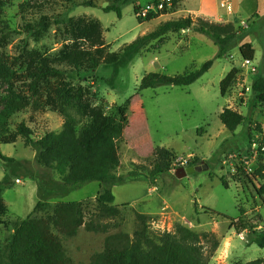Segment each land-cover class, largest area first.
<instances>
[{
  "label": "rangeland",
  "instance_id": "obj_1",
  "mask_svg": "<svg viewBox=\"0 0 264 264\" xmlns=\"http://www.w3.org/2000/svg\"><path fill=\"white\" fill-rule=\"evenodd\" d=\"M89 1L95 7L83 5ZM133 1L144 6L150 0H0V38L10 33L0 43V58L15 72V92L30 103L40 104L39 109L29 107L12 118V136L21 123L32 130L34 139L59 132L63 118L56 107V93L71 87L73 94L81 90L83 104L123 122L117 175L125 176L133 170L149 175L158 150L170 154L169 173L154 183L136 181L115 186L111 206H120L121 217L111 225L117 227L106 234L86 233L81 228L75 238L63 240L67 256L73 264H89L90 257L103 250L107 236L132 235L139 228L134 216L137 211L152 218L145 229L155 241L164 234L175 236L177 226L194 232L208 264L264 261V248L248 245L247 233L237 234L231 228V220L241 218L239 203L244 219L260 225L258 231L264 228V192H260L264 188V157L262 151L251 150L254 140L261 142L264 138V102L256 100L251 91L253 82L264 76V0H228L233 7L231 14L220 8V0H176L173 10L143 20L142 24L135 15V5L127 4ZM210 4L227 18H213L209 11L202 10L206 5V9L211 8ZM110 6L116 7L120 16L114 11L104 12ZM184 18L212 23L228 19L244 30L247 36L241 44L253 39L252 65L243 63L236 47L225 58L214 60L210 70L189 87L161 86L139 91L147 74L182 75L212 60L217 53L213 41L203 34L193 30L169 32L157 48L142 51L129 66L119 70L113 87L106 83L112 77L106 59L137 37ZM95 23L103 31L98 41L91 30ZM245 24H249L247 29L242 28ZM27 27L30 30L24 29ZM71 49L95 56L91 62L87 58L79 71L74 70L62 62V54H69ZM98 57L99 61L95 60ZM44 60L62 63L65 73L39 81L35 94L31 83ZM232 69L236 70V78L223 98L219 84ZM5 96L6 87L0 82V109ZM224 109L245 118L235 132L226 130L218 118ZM73 115L81 127L85 118L75 112ZM182 161L187 165L182 166ZM189 167L199 170L181 179L175 176L179 168ZM5 175L10 181L1 188L6 212L0 215V248L10 242L21 222L51 216L59 202H82L86 220L98 210L96 198L103 190L97 182L64 198L40 201L37 178L50 182L57 175L36 164L35 151L22 137L0 145V182ZM221 181H226L228 188ZM202 208L222 216L210 215Z\"/></svg>",
  "mask_w": 264,
  "mask_h": 264
},
{
  "label": "trees",
  "instance_id": "obj_2",
  "mask_svg": "<svg viewBox=\"0 0 264 264\" xmlns=\"http://www.w3.org/2000/svg\"><path fill=\"white\" fill-rule=\"evenodd\" d=\"M130 3L136 6V1L127 2V4ZM83 5L95 7V4L90 1ZM175 5L176 0H173L171 10ZM110 11L120 16L119 10L114 6L104 9L106 13ZM136 11L137 8L134 7L135 14ZM170 11L164 10L160 15ZM160 15H149L144 20ZM137 20L140 24L143 23V19L137 17ZM93 25L92 34H97L96 41H98L103 31L99 23ZM24 29L30 30L29 27ZM187 30L196 31L213 41L217 47L214 58L182 75L147 74L141 80L139 91L161 86L189 87L210 70L214 60L225 58L236 47L242 59L254 60L255 51L252 44H241L247 36L241 28H236L231 23H212L202 19L194 22L191 18H184L166 22L154 31L137 37L131 43L124 45L119 52L106 59L105 65L112 68V77L106 80V83L113 87L119 70L129 66L142 51L157 48V44L169 32ZM9 37L10 33L3 35L0 43L5 42ZM62 55V62L78 71L87 58H90L87 61L91 62L95 56L77 49H71L69 54L64 52ZM95 60L99 61V57ZM61 64L46 60L39 63V72L34 74V80L31 83L35 94H37L39 81L65 73ZM14 75L12 68L0 58V82L6 87V96L1 100L0 109V145L13 143L16 136L24 138L26 144L36 153V164L41 169L57 175V179L54 178L50 182L47 179L43 181L36 177L40 201L64 198L91 182L99 183L103 191L96 198L98 205L96 214L88 220L85 218L82 202H59L54 207L51 216L21 222L15 228L10 242L0 248V264H73L72 259L66 254L63 240L75 238L81 228L86 233L93 234H106L110 229L116 228L117 226L111 225V222L119 219L121 213L120 206H111L115 201L112 188L136 181L154 183L156 178L169 173L170 154L162 149L158 150L157 160L149 175L135 170L125 176L117 175L120 167L119 144L123 135V122L116 116H103L97 110L83 104L81 90L73 94L71 87L60 89L56 93V107L63 118L62 129L59 132H50L34 139L32 130L21 123L16 127L15 134L12 136L10 126L12 118L29 107L34 109L40 107L37 101L30 103L15 92L12 86ZM235 78L236 70L232 69L220 82L221 97H225L233 86ZM251 91L256 100L264 102V76H260L253 82ZM74 112L85 118V123L81 127H79L78 119L73 115ZM218 118L229 132H235L245 122L241 114L231 109H224ZM247 135L249 136L248 128ZM261 146L264 148V138ZM262 156L264 157V151H262ZM6 161L13 162V160ZM257 173L259 174L260 171ZM9 181V176L5 175L0 182V215L6 212L1 198V188ZM221 182L225 188H228L226 181ZM260 192H264V188ZM37 207H41V204ZM238 209L241 218L232 219L231 228L237 234L247 233L248 245L254 244L259 248H264V228L258 231L260 225H253L251 221L244 219L245 212L240 203ZM202 210L210 215L222 216L208 208H202ZM134 216L139 228L132 235L118 233L107 236L103 250L93 254L89 264H208L202 247L199 245V237L194 232L177 226L175 236L164 234L159 241H155L145 229L146 224L152 218L137 211H134ZM246 264H264V261L255 260Z\"/></svg>",
  "mask_w": 264,
  "mask_h": 264
},
{
  "label": "built area",
  "instance_id": "obj_3",
  "mask_svg": "<svg viewBox=\"0 0 264 264\" xmlns=\"http://www.w3.org/2000/svg\"><path fill=\"white\" fill-rule=\"evenodd\" d=\"M219 6L222 9H225L228 14L232 13V5L228 0H220ZM137 11H136V17H139L141 19H146L149 15H160L164 10L170 11L173 7V0H150L148 3L144 6L140 5L136 2ZM249 27V24H245L242 26L243 29H247ZM243 63L245 65L251 66L252 61L250 60H244ZM252 72L256 71V68L252 67ZM251 150L252 151H264V148L261 146V142H258L257 140H254V142L251 144ZM182 166H186L187 162L182 161ZM16 183H20V180L17 179Z\"/></svg>",
  "mask_w": 264,
  "mask_h": 264
},
{
  "label": "crops",
  "instance_id": "obj_4",
  "mask_svg": "<svg viewBox=\"0 0 264 264\" xmlns=\"http://www.w3.org/2000/svg\"><path fill=\"white\" fill-rule=\"evenodd\" d=\"M231 2V1H230ZM211 5V4H210ZM207 6V5H206ZM206 6L202 9L203 11H209L210 12V14L211 15H209V16H211V17H213V18H217V17H222V19H224V17L225 18H227L225 15H224V13H219V11H217L215 8H212L213 6L211 5L210 7L211 8H207L206 9ZM209 7V6H208ZM229 20L228 19H226V20H221V22H228ZM221 22H219V23H221ZM230 22V21H229ZM230 23H232V22H230ZM249 36V35H248ZM247 38H249V37H247ZM248 41H249V43L250 44H252V46H253V39L252 40H249V39H247ZM253 48H254V46H253ZM114 188V187H113ZM113 188H112V190H113Z\"/></svg>",
  "mask_w": 264,
  "mask_h": 264
},
{
  "label": "water",
  "instance_id": "obj_5",
  "mask_svg": "<svg viewBox=\"0 0 264 264\" xmlns=\"http://www.w3.org/2000/svg\"><path fill=\"white\" fill-rule=\"evenodd\" d=\"M207 167L204 166V169H206ZM199 168L198 167H189V168H179L176 172H175V176L178 179H181L189 174H193L196 171H198Z\"/></svg>",
  "mask_w": 264,
  "mask_h": 264
}]
</instances>
